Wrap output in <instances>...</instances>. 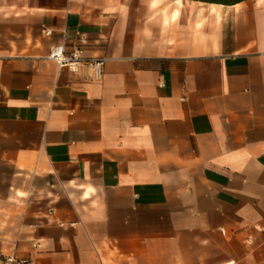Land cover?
<instances>
[{"label": "crops", "instance_id": "0c3cea01", "mask_svg": "<svg viewBox=\"0 0 264 264\" xmlns=\"http://www.w3.org/2000/svg\"><path fill=\"white\" fill-rule=\"evenodd\" d=\"M9 257L264 264V0H0Z\"/></svg>", "mask_w": 264, "mask_h": 264}, {"label": "built area", "instance_id": "2783aa9c", "mask_svg": "<svg viewBox=\"0 0 264 264\" xmlns=\"http://www.w3.org/2000/svg\"><path fill=\"white\" fill-rule=\"evenodd\" d=\"M46 36L50 35V31H44ZM48 60L56 63L57 67L68 68L72 72H77L79 69L85 68L91 72V78L98 81L102 75V59H88L82 54V51L75 49L72 52L65 54L63 45L53 46L48 54ZM4 264H31L15 261L13 258H6Z\"/></svg>", "mask_w": 264, "mask_h": 264}, {"label": "trees", "instance_id": "16d2710c", "mask_svg": "<svg viewBox=\"0 0 264 264\" xmlns=\"http://www.w3.org/2000/svg\"><path fill=\"white\" fill-rule=\"evenodd\" d=\"M191 1L219 4V5H234L247 0H191Z\"/></svg>", "mask_w": 264, "mask_h": 264}]
</instances>
